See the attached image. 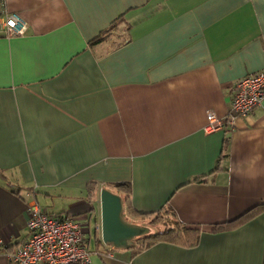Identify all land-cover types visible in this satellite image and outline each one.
Here are the masks:
<instances>
[{"label":"crops","instance_id":"crops-1","mask_svg":"<svg viewBox=\"0 0 264 264\" xmlns=\"http://www.w3.org/2000/svg\"><path fill=\"white\" fill-rule=\"evenodd\" d=\"M5 7L26 31L0 34V264H14L32 202L80 222L90 264H264V98L233 127L205 129L264 67V0ZM102 188L143 229L128 247L96 231ZM161 209L181 227L174 242L144 239L155 226L137 213Z\"/></svg>","mask_w":264,"mask_h":264},{"label":"built area","instance_id":"built-area-1","mask_svg":"<svg viewBox=\"0 0 264 264\" xmlns=\"http://www.w3.org/2000/svg\"><path fill=\"white\" fill-rule=\"evenodd\" d=\"M26 21L17 12L7 11L0 0V34L6 37L23 35ZM264 98V67L239 78L233 88L230 110L223 119L214 112L206 114L205 129L216 130L224 125L233 127L237 117L249 116ZM27 235L13 251L6 252L14 264H90L82 225L72 216L52 213L36 202L28 204Z\"/></svg>","mask_w":264,"mask_h":264},{"label":"water","instance_id":"water-1","mask_svg":"<svg viewBox=\"0 0 264 264\" xmlns=\"http://www.w3.org/2000/svg\"><path fill=\"white\" fill-rule=\"evenodd\" d=\"M99 227L96 231L105 244L114 247H128L133 238L140 236L143 229L122 217L120 195L106 188L99 191Z\"/></svg>","mask_w":264,"mask_h":264},{"label":"trees","instance_id":"trees-1","mask_svg":"<svg viewBox=\"0 0 264 264\" xmlns=\"http://www.w3.org/2000/svg\"><path fill=\"white\" fill-rule=\"evenodd\" d=\"M118 189L126 194L128 191L129 186L122 182L118 183L116 185ZM127 196V194H126ZM127 198V197H126ZM128 209L134 213H136L135 209L131 207L130 204H128ZM138 215H142L145 217L150 218L149 224L155 226V230L149 231L148 229H144V234L146 241H155V240H164V241H170L174 242L176 241L177 237H180L182 230L176 224V221H173V219L169 218V211L168 210H158L156 212H150V213H137ZM142 243V240H140Z\"/></svg>","mask_w":264,"mask_h":264},{"label":"rangeland","instance_id":"rangeland-1","mask_svg":"<svg viewBox=\"0 0 264 264\" xmlns=\"http://www.w3.org/2000/svg\"><path fill=\"white\" fill-rule=\"evenodd\" d=\"M39 201H42V198H39ZM95 215L99 217V214H98V206L97 204L95 205ZM125 217V215H124ZM89 223L88 225V229H89V232L86 234L87 236L89 235L91 240L94 236V214L91 216V218L87 221ZM153 230H155L154 228H152Z\"/></svg>","mask_w":264,"mask_h":264}]
</instances>
